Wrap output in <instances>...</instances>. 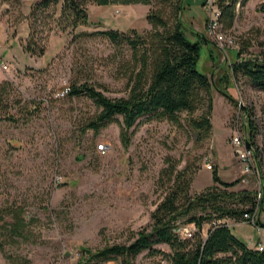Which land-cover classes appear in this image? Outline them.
<instances>
[{
	"label": "rangeland",
	"instance_id": "374dc122",
	"mask_svg": "<svg viewBox=\"0 0 264 264\" xmlns=\"http://www.w3.org/2000/svg\"><path fill=\"white\" fill-rule=\"evenodd\" d=\"M37 1L0 0V45L13 57L8 56L9 70L0 71V115L15 118L0 120V210H23L26 224L19 235L11 234L10 226L0 227V264H79L83 249L132 244L138 232L150 229L151 214L168 186L164 170L170 162L180 170L187 165L198 170L192 193L213 183L212 168L220 165L224 179L240 180L236 190L260 194L264 91L245 79L236 81L231 68L242 42L254 38L264 42V0L239 4L234 27L216 35L208 21L207 26L191 22L192 14L204 18L201 8L184 14L188 36L201 41L198 70L214 86L211 136L198 140L187 126L139 121L128 148L121 141L119 123L100 133L86 128L99 112L93 101L62 94L73 82L88 81L109 98L128 97L131 50L114 46L101 35L74 40L59 30H46L38 36L45 55L26 53L29 25L23 17ZM152 9L91 5L89 24L78 32L144 33L151 30L146 16ZM253 44L245 57L264 49ZM35 104L39 109L28 115L25 110ZM235 137L251 151L250 173L237 154ZM103 143L109 145L105 153L97 150ZM259 221L264 223V215ZM4 222H12L11 217ZM234 233L246 241L257 240L250 223L236 225ZM156 247L169 251L165 244ZM162 260L145 251L132 263L165 264Z\"/></svg>",
	"mask_w": 264,
	"mask_h": 264
},
{
	"label": "trees",
	"instance_id": "16d2710c",
	"mask_svg": "<svg viewBox=\"0 0 264 264\" xmlns=\"http://www.w3.org/2000/svg\"><path fill=\"white\" fill-rule=\"evenodd\" d=\"M216 1L223 30H231L237 18V6H244L248 0ZM91 5L150 6L153 9L146 19L151 30L78 32L89 24ZM186 10V0H39L31 4L30 13L23 17L29 25L23 50L44 56L46 49L38 36L46 30H59L72 35L74 40L101 35L114 46H127L132 52L128 63V97L109 98L88 81L73 82L69 87V97L86 96L99 109L86 128L100 133L112 123H119L121 141L126 148L139 121L187 126L197 134L198 140H205L213 130L214 86L209 76L198 70L202 46L200 40H192L187 34ZM253 43L264 48V42L255 38L242 42L232 74L236 81L245 79L264 91V49L245 57ZM38 109L39 104H35L25 112L32 115ZM0 120L15 121V118L0 115ZM197 171L191 165L180 170L170 162L164 170L168 186L151 214L150 229L138 232L130 245H108L95 251L83 249L79 264H104L118 259L122 264H133V259L145 251L150 256L161 255L165 264H264V250L250 248L230 225V222L249 223L250 219L245 217L248 215L255 216L256 224L263 226L259 220L264 215V187L260 199L254 190H236L240 180L224 181L218 168L213 167V185L192 193ZM7 217L12 222H4ZM188 225L194 226L191 238L177 232L179 227ZM8 226L11 234H21L26 226L24 211L0 210V227ZM159 244H165L169 251L157 248Z\"/></svg>",
	"mask_w": 264,
	"mask_h": 264
},
{
	"label": "built area",
	"instance_id": "2783aa9c",
	"mask_svg": "<svg viewBox=\"0 0 264 264\" xmlns=\"http://www.w3.org/2000/svg\"><path fill=\"white\" fill-rule=\"evenodd\" d=\"M205 8L207 10V12L209 13V20H208V27L211 33L214 32V34L216 35V33H222V24L220 21L221 18V11L220 8L217 4L216 0H206L205 1ZM218 36V40L220 42H222L221 40H223V36ZM9 70V63L2 60L0 58V71L4 72V71H8ZM69 91V88L66 89V91L62 94L65 95V93L67 94ZM233 144L237 147V154L239 156V158L241 159L242 162L245 163V170L247 173H250L252 170V156H251V151H248L246 148V143L245 141L241 138V137H235L233 140ZM97 150L101 153H105L106 151L109 150V145L107 143H103L97 146ZM261 198V192L259 194V199ZM247 219H250L249 223L254 225L256 228H258V230H262V227L260 225L256 224V218L254 217H249L248 215L245 216ZM193 231H194V226L193 225H188V226H181L179 227V229L177 230V232L179 234H181L184 237L187 238H191L193 235ZM257 248L260 251L264 250V242L259 243Z\"/></svg>",
	"mask_w": 264,
	"mask_h": 264
},
{
	"label": "crops",
	"instance_id": "0c3cea01",
	"mask_svg": "<svg viewBox=\"0 0 264 264\" xmlns=\"http://www.w3.org/2000/svg\"><path fill=\"white\" fill-rule=\"evenodd\" d=\"M205 1L206 0H186L187 10L191 11L192 8H201L202 9V12L204 14V18H202L201 16H199L197 14H195V15L192 14V16L190 17L191 22L194 23L196 21H198V22L200 21L199 23H200V25L202 24L201 26H207V21L209 18V14L205 8ZM119 6L120 5H114V8L115 7L117 8ZM2 34L3 33L0 34V39H1ZM4 35L6 36V33H4ZM28 36H29V34H28ZM8 56L12 57V54L9 53V50L6 47H4V46L1 47V45H0V58L4 61L10 63V60H8L10 58H8ZM220 171H221V166L219 165L218 166V173H219V176L222 178V180L227 181V182H233L230 179H224L221 176ZM195 183H196V181L194 180L193 185H195ZM211 185H213V183L209 184L208 186H211ZM238 224H243V223L230 222V225H232V227H233V231H234V227ZM261 227H262V230H258V228L255 227L256 231H257V236H256L257 240L256 241H253L252 238L249 239L248 237H247L248 238L247 241L243 240V239H241V240H243L245 243H247L250 248L257 249L258 244L264 242V227L263 226H261Z\"/></svg>",
	"mask_w": 264,
	"mask_h": 264
},
{
	"label": "water",
	"instance_id": "95a60500",
	"mask_svg": "<svg viewBox=\"0 0 264 264\" xmlns=\"http://www.w3.org/2000/svg\"><path fill=\"white\" fill-rule=\"evenodd\" d=\"M264 226V223H261Z\"/></svg>",
	"mask_w": 264,
	"mask_h": 264
}]
</instances>
